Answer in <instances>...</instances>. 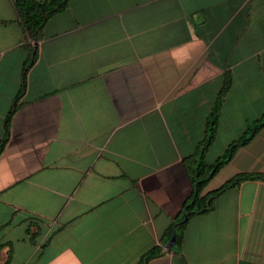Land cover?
<instances>
[{
	"label": "crops",
	"instance_id": "1",
	"mask_svg": "<svg viewBox=\"0 0 264 264\" xmlns=\"http://www.w3.org/2000/svg\"><path fill=\"white\" fill-rule=\"evenodd\" d=\"M218 97L207 164L264 117V0H67L36 39L0 0V264H264L262 181L165 237ZM240 174L264 125L200 196Z\"/></svg>",
	"mask_w": 264,
	"mask_h": 264
},
{
	"label": "trees",
	"instance_id": "2",
	"mask_svg": "<svg viewBox=\"0 0 264 264\" xmlns=\"http://www.w3.org/2000/svg\"><path fill=\"white\" fill-rule=\"evenodd\" d=\"M13 6L17 12L18 18L23 32L28 39H36L44 22L54 13L61 11L67 3V0H12ZM228 87V79L225 78L220 89L222 94ZM219 97L216 99L212 109L210 110L206 122L204 139L200 143V147L196 152L198 156L197 164L190 171V196L182 205L180 213L173 219L171 225L166 229L165 237L168 240L174 235V243L178 244L181 238V231L185 221L195 214H200L209 208L210 200L221 192L238 185L240 182L248 180H258L264 182L263 174H240L227 180L213 192L200 196V192L204 184L212 176L218 166L229 161L234 150L247 142L251 135L260 126L264 125V117L255 121L239 139L231 142L222 155L213 163L207 164L203 160V154L211 143L214 136L215 123L217 119V110L219 107ZM11 111L8 113V115ZM6 131L0 140V149L4 142ZM157 253V250L151 249L146 253L143 259H147Z\"/></svg>",
	"mask_w": 264,
	"mask_h": 264
},
{
	"label": "water",
	"instance_id": "3",
	"mask_svg": "<svg viewBox=\"0 0 264 264\" xmlns=\"http://www.w3.org/2000/svg\"><path fill=\"white\" fill-rule=\"evenodd\" d=\"M174 236L171 237L169 245L173 242Z\"/></svg>",
	"mask_w": 264,
	"mask_h": 264
}]
</instances>
